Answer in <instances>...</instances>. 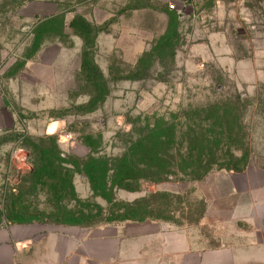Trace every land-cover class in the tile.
<instances>
[{
    "label": "rangeland",
    "instance_id": "374dc122",
    "mask_svg": "<svg viewBox=\"0 0 264 264\" xmlns=\"http://www.w3.org/2000/svg\"><path fill=\"white\" fill-rule=\"evenodd\" d=\"M233 103L246 134L237 156L248 153L244 171L251 170L255 193H237L226 171L201 181L129 180L134 190L112 178L102 188L77 172L89 157L112 167L155 125L180 130L199 109ZM59 152L80 164L68 168L78 200L68 190L60 206L56 191L25 181L36 166L57 167L48 159ZM259 170L264 0H0V230L15 223L20 198L29 217L51 226L159 217L234 248L247 264H264ZM136 202L145 205L136 210ZM59 210L77 223L60 220Z\"/></svg>",
    "mask_w": 264,
    "mask_h": 264
},
{
    "label": "trees",
    "instance_id": "16d2710c",
    "mask_svg": "<svg viewBox=\"0 0 264 264\" xmlns=\"http://www.w3.org/2000/svg\"><path fill=\"white\" fill-rule=\"evenodd\" d=\"M237 99L239 102L242 100L240 95ZM238 104L233 103L227 106L216 104L209 109H199L197 117L188 119L180 130L175 124L155 125L147 131L145 136L131 144L128 153L114 159L112 167H109L108 160L89 157L83 169L78 168L77 172L85 174L92 181L93 178L98 180L102 188L107 187L112 178L113 185L127 190H134L130 187L129 182L131 181L129 180L137 182L144 180L156 184L178 175L188 177L193 181H201L214 170L226 171L230 174L242 173L245 170V159L248 160L246 157L248 153L241 157L237 156V152L244 153L239 142L246 135L243 123L236 113L239 110ZM40 142H43V139H40ZM34 147L39 152L38 147L36 145ZM51 157L48 160L58 166L48 171H39L34 164L36 171L28 175L26 183H30L33 190L42 186L56 191L59 195L57 197L58 206L64 198V192L68 190L72 200L77 201L73 181L68 172L70 168L79 167L80 164L77 161L62 158L60 152L59 156L55 157L51 154ZM63 170L66 171L65 175L62 173ZM111 173L113 175L110 177ZM17 201L15 200L12 206L13 210L20 206L17 212H12L15 223H44L40 221V217H29L22 210L23 204L20 203V198ZM144 205L136 202L134 206L138 209H134L139 210ZM150 206L147 203L145 208H150ZM68 216L70 217L66 224L77 223L78 219L75 215H67L62 210H59L57 214L60 220ZM149 219L161 222L159 217H143L127 221Z\"/></svg>",
    "mask_w": 264,
    "mask_h": 264
},
{
    "label": "crops",
    "instance_id": "0c3cea01",
    "mask_svg": "<svg viewBox=\"0 0 264 264\" xmlns=\"http://www.w3.org/2000/svg\"><path fill=\"white\" fill-rule=\"evenodd\" d=\"M257 173L264 189V174ZM231 179L237 193H255L249 168ZM214 240L150 219L95 228L14 223L0 230V264H247Z\"/></svg>",
    "mask_w": 264,
    "mask_h": 264
},
{
    "label": "built area",
    "instance_id": "2783aa9c",
    "mask_svg": "<svg viewBox=\"0 0 264 264\" xmlns=\"http://www.w3.org/2000/svg\"><path fill=\"white\" fill-rule=\"evenodd\" d=\"M170 8L174 9V10L176 9V7L174 5H170Z\"/></svg>",
    "mask_w": 264,
    "mask_h": 264
}]
</instances>
